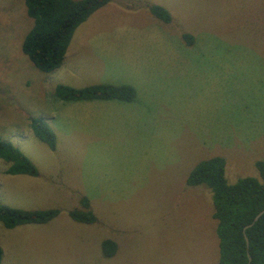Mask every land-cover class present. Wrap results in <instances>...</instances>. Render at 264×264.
<instances>
[{"label":"rangeland","instance_id":"374dc122","mask_svg":"<svg viewBox=\"0 0 264 264\" xmlns=\"http://www.w3.org/2000/svg\"><path fill=\"white\" fill-rule=\"evenodd\" d=\"M148 4L164 7L171 20ZM32 24L23 0H0V139L39 170L8 174L0 159V202L59 213L43 224L0 223L1 264L215 263L211 191L186 178L216 155L228 183L259 177L264 0H109L70 39L92 47L47 73L21 49ZM98 82L130 85L134 99L99 104L54 94L60 83ZM31 117L54 131V149L34 135ZM81 196L95 223L69 217ZM104 239L116 243L110 258Z\"/></svg>","mask_w":264,"mask_h":264},{"label":"trees","instance_id":"16d2710c","mask_svg":"<svg viewBox=\"0 0 264 264\" xmlns=\"http://www.w3.org/2000/svg\"><path fill=\"white\" fill-rule=\"evenodd\" d=\"M109 0H23L27 15L33 24L25 33L21 49L34 66L51 72L62 64L66 48L76 27L90 14ZM149 11L157 18L169 22L168 10L157 4H148ZM182 37L192 43V36ZM54 94L62 100L116 99L132 101L134 88L127 84L94 83L82 87L57 84ZM29 125L34 135L50 149L56 146V135L41 117H31ZM0 159L8 164V174L38 176L37 166L17 147L0 139ZM259 177L243 176L228 183L225 177V160L216 155L198 161L189 171L188 186L205 185L211 191L216 220L219 257L213 264H264V212L249 227L255 215L264 209V160L255 161ZM59 213L56 208L24 209L0 202V223L7 228L24 224H43ZM69 217L79 223L91 224L97 217L90 207L88 197L81 196L79 206L68 211ZM247 238V242H246ZM104 257L116 251V243L104 239L101 243ZM3 250L0 246V264ZM248 257L250 260L248 261Z\"/></svg>","mask_w":264,"mask_h":264},{"label":"crops","instance_id":"0c3cea01","mask_svg":"<svg viewBox=\"0 0 264 264\" xmlns=\"http://www.w3.org/2000/svg\"><path fill=\"white\" fill-rule=\"evenodd\" d=\"M72 41L73 40H71V42H69L68 48L66 50L65 57L63 60L64 63L65 62H69V63L72 62V60H74V58L78 57V55H79L78 52H80V51L84 52L89 47H92L91 45L86 44L88 42V40L86 38H82L79 43L73 44ZM101 83H103V82H101ZM104 83H108V82H104ZM110 84H113V83H110ZM120 84H124V83H120ZM94 100L97 101V102L94 101V103H99V104H105V103H107V101H112V100L116 101V99H94ZM120 102H127V101H120Z\"/></svg>","mask_w":264,"mask_h":264},{"label":"water","instance_id":"95a60500","mask_svg":"<svg viewBox=\"0 0 264 264\" xmlns=\"http://www.w3.org/2000/svg\"><path fill=\"white\" fill-rule=\"evenodd\" d=\"M264 212V209H262L260 212H258L256 215H255V217L253 218V220H252V222H250L249 224H247L246 226H245V228L246 227H249V226H251L258 218H259V216L262 214ZM246 242H247V238H246ZM250 260V257H248V261Z\"/></svg>","mask_w":264,"mask_h":264}]
</instances>
